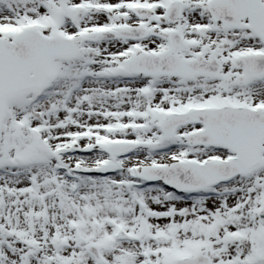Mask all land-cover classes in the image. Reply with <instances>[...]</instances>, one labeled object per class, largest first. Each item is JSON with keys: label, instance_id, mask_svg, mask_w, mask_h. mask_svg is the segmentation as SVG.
Returning <instances> with one entry per match:
<instances>
[{"label": "snow or ice", "instance_id": "obj_1", "mask_svg": "<svg viewBox=\"0 0 264 264\" xmlns=\"http://www.w3.org/2000/svg\"><path fill=\"white\" fill-rule=\"evenodd\" d=\"M0 264H264V0H0Z\"/></svg>", "mask_w": 264, "mask_h": 264}]
</instances>
